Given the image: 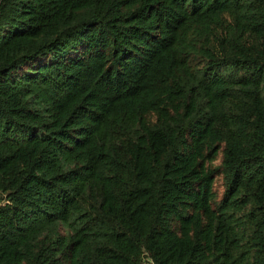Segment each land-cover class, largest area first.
Here are the masks:
<instances>
[{"label":"trees","instance_id":"16d2710c","mask_svg":"<svg viewBox=\"0 0 264 264\" xmlns=\"http://www.w3.org/2000/svg\"><path fill=\"white\" fill-rule=\"evenodd\" d=\"M146 261L264 264V0H0V264Z\"/></svg>","mask_w":264,"mask_h":264},{"label":"rangeland","instance_id":"374dc122","mask_svg":"<svg viewBox=\"0 0 264 264\" xmlns=\"http://www.w3.org/2000/svg\"><path fill=\"white\" fill-rule=\"evenodd\" d=\"M222 183H223V181L222 180H220L219 181V183L217 184V188H219L221 191H223V188H222ZM145 264H149V262L148 261H146V263Z\"/></svg>","mask_w":264,"mask_h":264}]
</instances>
